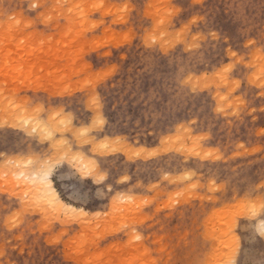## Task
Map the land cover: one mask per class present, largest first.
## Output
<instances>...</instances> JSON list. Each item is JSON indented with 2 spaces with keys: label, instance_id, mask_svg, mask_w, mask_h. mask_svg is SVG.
Returning a JSON list of instances; mask_svg holds the SVG:
<instances>
[{
  "label": "rangeland",
  "instance_id": "obj_1",
  "mask_svg": "<svg viewBox=\"0 0 264 264\" xmlns=\"http://www.w3.org/2000/svg\"><path fill=\"white\" fill-rule=\"evenodd\" d=\"M261 201L264 0H0V264H261Z\"/></svg>",
  "mask_w": 264,
  "mask_h": 264
},
{
  "label": "snow or ice",
  "instance_id": "obj_2",
  "mask_svg": "<svg viewBox=\"0 0 264 264\" xmlns=\"http://www.w3.org/2000/svg\"><path fill=\"white\" fill-rule=\"evenodd\" d=\"M224 71L227 72L228 69H224ZM38 163L40 164L39 177L42 180V187L50 199L58 201L61 195L59 190L61 188V184L63 183V174L66 170L59 167L58 160L53 161L48 159L45 161L41 159ZM92 175L94 176L96 184L104 187L102 182L105 181L106 177L103 169L98 168L94 173H92ZM125 179H127V177H125ZM73 195L78 199H87L89 193L84 188H78V190H73ZM259 207L260 215L258 217V232L256 234L262 239V241H264V201H261ZM253 212H255V209H253ZM261 264H264V261H261Z\"/></svg>",
  "mask_w": 264,
  "mask_h": 264
},
{
  "label": "bare ground",
  "instance_id": "obj_3",
  "mask_svg": "<svg viewBox=\"0 0 264 264\" xmlns=\"http://www.w3.org/2000/svg\"><path fill=\"white\" fill-rule=\"evenodd\" d=\"M5 65H6V63H5ZM8 66H9V68H10V65H8ZM8 66H6V67L8 68ZM22 69H23V68H22ZM2 70H3V69H2ZM18 70H19V69H18ZM4 72H6V70H4ZM15 72H16V71H15ZM21 72H22V71H21ZM17 75H18V74H17ZM13 76H14V75H13ZM21 77H22V76H21ZM15 78H16V77H15ZM16 80H17V79H16ZM14 81H15V80H14ZM17 81H18V80H17ZM25 82H26V81H25ZM22 84H24V83L22 82ZM23 115H24V114H23ZM16 116H17V114H16ZM27 119H28V118H26V120H27ZM26 120H25V121H26ZM31 120H32V119H31ZM28 121H30V120L28 119ZM34 121H35V120H34ZM34 121H33V122H34ZM15 123H16V122H15ZM15 123H13V124H15ZM18 123H21V121L18 122ZM31 123H32V122H31ZM35 123H36V122H35ZM42 124H43V123H42ZM42 124H40V126H41ZM23 125H24V123H23ZM31 125H32V124H31ZM31 125H30V126H31ZM35 125H36V124H35ZM35 125H34V126H35ZM40 126H38V127H40ZM42 126L45 127V125H42ZM35 127H36V126H35ZM35 127H34V129H35V130H38V132H40V131H42V130H44V132H45V130H46V129H42V130H41V127H40V128L37 127L38 129L35 128ZM45 128H46V127H45ZM32 129H33V128H32ZM39 129H40V130H39ZM41 133H43V131H42ZM41 133H40V134H41ZM45 135H46V134H45ZM66 157H67V156H66ZM78 159H79V158H78ZM22 161H23V160H22ZM32 163H33V162H32ZM21 165H22V164H21ZM24 167H25V166H24ZM24 167H23V172H24ZM27 167H28V166H27ZM31 170L33 171V169H31ZM31 170H28V172H31ZM37 170H38V169H37ZM37 170H35V171H36V174H37ZM17 172H19V171H17ZM20 172H21V171H20ZM26 172H27V171H25V175H26ZM31 174H32V173H31ZM25 175L22 174V175H20V177L22 176V177H24V178H27L28 176L26 175V176H27V177H26ZM33 175H34V174H33ZM24 178H23V179H24ZM34 179H36L37 181H39V179H40V177H39V173H38V175L35 176V178H33V180H34ZM17 180H18V178H17ZM40 180H41V179H40ZM30 181H31V180H30ZM34 181H35V180H34ZM29 183H30V182H29ZM21 184H22V183H21ZM39 184H40V182H39ZM39 184H38V185H39ZM26 185L28 186V184H24V186H26ZM38 185H36V186H38ZM32 186H33V188H34V185H32ZM37 188H38V187H37ZM41 188H43V187H40V190H41V191L43 190V192H44V191H45L44 188H43V189H41ZM24 189H25V188H24ZM29 189H30V188H29ZM38 189H39V188H38ZM38 191H39V190H38ZM41 191H40V192H41ZM27 192H28V191H27ZM21 193H22V192H21ZM24 193H25V192H24ZM24 193H23V194H24ZM33 193H34V192H33ZM45 195H46V197H47L46 199L48 200L49 204H51L52 206H55L54 208L59 209V210H58L59 212L61 211V212H70V213L73 212V213H75L76 211H79L78 209H76V208H74L73 206L69 205L68 203L64 202L61 198H60L58 201H56V200H52V199H50V197L48 196V194H47L46 192H45ZM32 196H33V195H32ZM36 197H37V196H36ZM36 197H35V198H36Z\"/></svg>",
  "mask_w": 264,
  "mask_h": 264
}]
</instances>
